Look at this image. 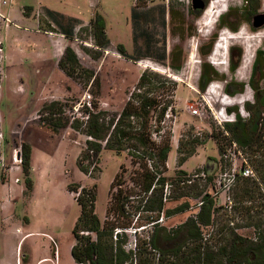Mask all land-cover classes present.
<instances>
[{"label": "rangeland", "instance_id": "obj_1", "mask_svg": "<svg viewBox=\"0 0 264 264\" xmlns=\"http://www.w3.org/2000/svg\"><path fill=\"white\" fill-rule=\"evenodd\" d=\"M5 1L7 5L0 7L4 16L0 18V132L3 134V148H0L7 164L11 165L13 152L24 141L30 146L31 187L25 182L23 168L6 171L5 182L0 185V264L5 260H10L11 264L17 261L32 264L46 255L48 243L43 236L37 237L36 232L49 233L56 240L60 264H73V228L79 216L75 196L82 188L96 187L95 213L103 224L107 220L111 196L122 191L126 218L134 224L133 206L146 198L139 178L141 167L132 165L126 153L103 149L98 161L90 166L91 175L82 173L75 160V146L85 149L88 138L69 127L63 130L62 138L53 134L38 119L40 109L36 108L47 99L64 103V110L68 112L88 93L92 102L98 101L100 108L119 112L145 70L166 76L177 84L174 114H170L164 125L171 144L164 175L169 184L165 210L175 209L184 202L190 204V210L185 213L165 215L160 225L175 228L194 216L199 199L181 194L188 192L193 197L201 191L211 194L217 202L216 225L229 219L234 225L247 226L251 222L247 220L249 216L253 224L264 222V132L254 137L251 144L240 147L227 129L235 123V113L243 120L250 118L245 107L256 101L250 81L253 80L256 90H264V61L254 66L256 52L264 53V26L253 27V16L264 14V0H250L249 3L225 0L215 21L213 19L214 28L207 35L200 33L198 23L207 6L215 0H207L203 10H194L192 0H44L57 10L82 12V19L74 21L67 15L48 13L45 7L36 4L40 0ZM249 10L253 15H249ZM96 12L107 19L106 33L110 40L107 48L98 46V39L90 27ZM220 16L236 31L220 27ZM65 30L71 31L73 38L63 35ZM221 31L231 34L243 31L247 37H253L251 66L244 73V79L236 74L244 54L242 43L232 42L227 48L221 59L225 72L210 62ZM120 44L126 50V57L117 50ZM49 45L53 50L50 55L36 54L37 47ZM66 47L72 48L77 55L80 72L84 74L78 75L81 79H71L59 68ZM172 52L176 54L175 66H181L178 71L172 68ZM204 62L221 77L201 92L198 82ZM232 64L237 65L234 73L229 70ZM83 70L90 72L93 84ZM229 83L231 93L228 94L225 88ZM239 85H244L241 93ZM191 106L198 109V115L191 112ZM217 113L222 116L218 117ZM180 144L184 154L192 149L195 151L181 167L177 164ZM234 152L236 160L227 157ZM242 158L253 168L254 177L245 178L240 174ZM234 163L237 170L232 178ZM179 171L186 175H178ZM201 173L205 176L190 177ZM244 182L255 192L253 199L242 202L240 188ZM189 184H197L198 189L188 190ZM71 185L80 188L72 195ZM125 193L130 194L127 200ZM243 206L251 211L243 214ZM108 221L117 225L124 219L112 213ZM131 229L125 231L126 237L113 240L135 254ZM116 232L118 230L114 235ZM238 233L254 236V230L248 227ZM150 234L151 230L145 229L140 237L147 241ZM80 235L96 239L94 234L82 232ZM154 254V262L158 263L159 255ZM145 258L143 256V260Z\"/></svg>", "mask_w": 264, "mask_h": 264}, {"label": "trees", "instance_id": "obj_2", "mask_svg": "<svg viewBox=\"0 0 264 264\" xmlns=\"http://www.w3.org/2000/svg\"><path fill=\"white\" fill-rule=\"evenodd\" d=\"M244 1L249 3L250 0ZM48 13L53 15V12ZM248 13L251 15L252 11L249 10ZM224 19L225 17L220 16L219 26L235 32L236 28ZM70 20L74 21V19ZM106 26L105 18L96 12L90 22V27L94 37L98 39L97 43L100 48H107L110 45ZM64 35L73 38L72 32ZM117 50L126 57V50L122 44L117 46ZM175 55L174 52L171 53V63L172 68L178 71L181 66H175ZM263 57V51L256 52L255 68L264 61ZM59 68L71 79H81L78 78V75H84L80 72L81 67L77 55L70 47H66L59 61ZM236 69L237 65L232 64L229 67L231 73H234ZM84 73L88 80H92L90 72L84 71ZM253 76H257V74H253ZM220 77L209 63H202L198 82L199 90L204 92L209 83ZM93 82L94 80L91 81L92 84ZM250 85L254 88L256 99L254 105L247 104L245 107L250 118L243 120L239 113H235V123L227 126L232 138L240 147L251 144L254 137H258L264 132L261 123L259 131H254L256 120L261 115L264 117V90H256L253 80L250 81ZM230 87L229 83L225 88L228 94L231 93ZM239 87V93H241L244 90V85H239ZM176 89L177 84L169 80L168 77L145 70L119 112L100 108L97 100L92 102V110H85L88 114L86 122L75 119L70 123L68 118L64 119L63 113L66 105L59 101L47 102L39 111L41 122L52 133L56 134L60 129L69 127L88 138L86 148L83 149L77 160V166L82 173L91 175L90 166L93 161H98L99 154L103 149L111 150L117 154L126 153L131 159V164L139 165L142 169L139 178L146 198L133 206V213L138 216L134 224L133 221L126 218L127 211L124 200H122V191L111 196L110 206L106 212L107 220L103 224L95 213L96 187L87 190L86 188L80 189L79 185L69 186L70 192L76 193L80 189L79 195L76 197L80 206V215L73 228L75 244L71 250V255L77 264H264V222L253 224L252 217L249 216L247 220L251 222L247 226L238 224L230 226L231 220L229 219L227 222L222 220L216 225V214L219 211L217 202L211 194L202 191L193 197L188 192H182V197L199 199V203L197 204V213L179 226L168 229L156 223L153 225L147 241L137 233L135 254L125 250L121 244L114 243V237H126L125 231L128 228H141L154 223L163 212L167 217H170L190 210L189 202H184L171 210H165L164 202V189L168 184L164 175L167 172V160L171 150L170 137L165 131L164 125L170 114H174L173 99ZM21 151L25 182L28 187H31L29 173L31 148L28 144L22 143ZM194 152L192 149L184 154L182 144H180L178 166L181 167ZM85 162L90 165L87 164L86 167ZM178 175H186V173L179 171ZM262 185L264 188V181H262ZM248 186L244 182L240 188L242 202L250 201L254 197L255 191ZM187 188L188 190L198 189V185L189 184ZM257 189H260V186H257ZM129 197L130 194L125 193V199L127 200ZM250 211L251 209L247 206L242 207L243 214H248ZM112 213L124 221L117 225L111 224L108 220ZM246 227L254 230L253 237L238 233V230ZM206 229L208 231L205 233ZM115 230H120V232L114 235ZM82 232L94 234L96 239L92 240L89 236H81ZM155 252L159 255L158 263L154 262ZM133 256L136 258L134 259ZM143 256H146L144 260Z\"/></svg>", "mask_w": 264, "mask_h": 264}, {"label": "built area", "instance_id": "obj_3", "mask_svg": "<svg viewBox=\"0 0 264 264\" xmlns=\"http://www.w3.org/2000/svg\"><path fill=\"white\" fill-rule=\"evenodd\" d=\"M2 5H7V2L5 0H0V7ZM0 18L1 19H4V16L0 13ZM92 101H91V95L86 93L82 100L74 107H72V109H70L68 112H66L64 110V113L63 115H67L68 116V119L70 121V123L72 121H74L75 119H79L83 122H86L87 119H88V114L85 112V110L89 109V110H92ZM191 110V112L194 114V115H198V109H195L194 106H191L189 108ZM38 119L41 121V116L39 115L38 116ZM44 124V123H42ZM3 139V134L0 132V141ZM22 151H21V147L18 148L17 150H15L12 154V162H11V165H7L5 163V157L0 149V180H1V171H10V170H13V169H20L22 167ZM236 152H234L233 154H229L227 157H231V159L233 160H236ZM242 163H241V167H240V174L245 177V178H252L254 177V172H253V168L250 166V164L244 159L242 158ZM235 167L233 168V172H232V178L235 177V172L237 170L236 168V165L235 163L233 164ZM205 174L204 173H201V174H194V175H191L190 177H192V179H195V178H198V177H204ZM190 181V180H189ZM191 182V181H190ZM219 183L221 184V180H219ZM169 184H167L165 186V189H164V202L167 201V195H168V188ZM230 209H232V207H230ZM164 217H165V213H161L160 214V217L159 219L154 222V223H151L145 227H141V228H133L132 227V234L134 235V250L136 251V242H137V239H136V234L139 233L141 231H143L144 229H150L152 230L153 228V225L154 224H161V222L164 220ZM137 218L138 216L135 217L134 219V223H136L137 221ZM230 226H234V223L233 221L230 222ZM120 230H118L119 232ZM116 232V233H118ZM49 240L54 248V252H55V258L57 259L58 258V245H57V242L55 239H53L52 237H49Z\"/></svg>", "mask_w": 264, "mask_h": 264}, {"label": "bare ground", "instance_id": "obj_4", "mask_svg": "<svg viewBox=\"0 0 264 264\" xmlns=\"http://www.w3.org/2000/svg\"><path fill=\"white\" fill-rule=\"evenodd\" d=\"M224 1L225 0H218V1L215 0L207 6L202 17H200L201 19L199 20V23H198L200 33H202L203 35H205V34L207 35V34L211 33V31L215 25V23L213 22V19L216 15L217 11H220L219 9H221L222 3ZM214 21H215V19H214ZM261 31H263V30H261ZM252 38L247 37V35L243 31H240V32H237L234 34H231V33L226 32V31H223V32L221 31L220 37H219V39H218V41H217V43L213 49V52L211 54L210 62L216 68H218L220 71L225 72V69L221 68L225 64L224 61L223 62L221 61V59L225 55L227 48L230 46V44L232 42L242 43L244 45V54H243L241 65L238 67L236 74L241 79H244V75H245L244 73L251 66V55H252V50H253L252 49L253 48V45H252L253 39ZM193 58H194V55L192 53L191 59L194 60ZM217 115H218V117L222 116L221 113H217Z\"/></svg>", "mask_w": 264, "mask_h": 264}, {"label": "crops", "instance_id": "obj_5", "mask_svg": "<svg viewBox=\"0 0 264 264\" xmlns=\"http://www.w3.org/2000/svg\"><path fill=\"white\" fill-rule=\"evenodd\" d=\"M36 4H39V5H41L42 7H45L49 12H55V13H60V14H62V15H67L68 17H70V18H73V19H82V12H81V14H76V13H70V12H68L67 10H57V9H54V8H52L50 5H48L44 0H40L39 2H37ZM2 10V9H1ZM52 14V13H51ZM102 15V14H101ZM103 16V15H102ZM104 17V16H103ZM105 18V17H104ZM106 21H107V19H105ZM66 33H71V31H67V30H65V32L63 33V35L64 34H66ZM53 52V50L51 49V46L49 45V47H44V48H40V47H37L36 48V54H39V55H50L51 53ZM41 72V71H40ZM60 84L64 87L65 85H63L64 84V81H63V79H61V82H60ZM47 102H52V101H48L47 99H45V100H42L41 102H40V104L38 105V107L36 108V110H38V109H40L41 110V108L43 107V105L45 104V103H47ZM39 110V111H40ZM47 129V128H46ZM65 128H62V129H60L59 131H58V133H53V134H55V135H57V136H59V137H61L62 138V136H63V130H64ZM71 129V128H70ZM48 130V129H47ZM72 130V129H71ZM50 131V130H49ZM74 131V130H73ZM12 132V131H11ZM10 132V134L12 135V133ZM63 141H68V140H66V139H63ZM70 144H72V142H70V141H68ZM23 143H26L25 141L23 142ZM73 145V144H72ZM1 147L3 148V144L1 143ZM76 147V151H77V153H76V157H75V160H76V163H77V160H78V158H79V156H80V154H81V152L83 151L81 148H79V147H77V146H75ZM5 163L7 164V160L5 159ZM8 165V164H7ZM22 168V167H21ZM20 168V169H21ZM20 169H15V170H20ZM5 174H6V171H1V175H3L2 177H3V179L2 180H0V185L1 184H3L4 182H5ZM70 192V191H69ZM71 193V195H72V193L73 192H70ZM75 198H76V196H75ZM78 206H79V204H78ZM79 215H80V206H79ZM79 217V216H78ZM78 219V218H77ZM77 221V220H76ZM76 223V222H75ZM75 226V225H74ZM36 236L37 237H40V236H43L44 237V239H46V242L48 243L47 244V253H46V255H44L43 257H40L37 261H34L32 264H60V254L58 255V258L56 259L55 258V252L53 251V247H52V244H51V242H50V240H49V237L51 236V235H49V233H46V232H36ZM75 240V239H74ZM74 244H75V242L71 245V250H72V247L74 246ZM59 248V247H58ZM60 249V248H59ZM71 257H72V255H71ZM72 261H73V264L75 263V264H77L75 261H74V259H73V257H72V259H71ZM2 264H11L10 263V260H5V261H3L2 262ZM16 264H22V262H18L17 261V263Z\"/></svg>", "mask_w": 264, "mask_h": 264}, {"label": "water", "instance_id": "obj_6", "mask_svg": "<svg viewBox=\"0 0 264 264\" xmlns=\"http://www.w3.org/2000/svg\"><path fill=\"white\" fill-rule=\"evenodd\" d=\"M193 9L194 10H203L206 6L204 0H192ZM253 27L254 28H260L264 26V14H256L253 16ZM263 115H261L255 122L254 131H259L260 129V123Z\"/></svg>", "mask_w": 264, "mask_h": 264}, {"label": "flooded vegetation", "instance_id": "obj_7", "mask_svg": "<svg viewBox=\"0 0 264 264\" xmlns=\"http://www.w3.org/2000/svg\"><path fill=\"white\" fill-rule=\"evenodd\" d=\"M206 1L207 0H204L205 4H206ZM261 127L264 128V117H263L262 122H261Z\"/></svg>", "mask_w": 264, "mask_h": 264}]
</instances>
